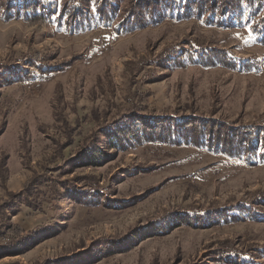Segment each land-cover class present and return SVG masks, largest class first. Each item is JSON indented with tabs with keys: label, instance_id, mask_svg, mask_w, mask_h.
Here are the masks:
<instances>
[{
	"label": "rangeland",
	"instance_id": "obj_1",
	"mask_svg": "<svg viewBox=\"0 0 264 264\" xmlns=\"http://www.w3.org/2000/svg\"><path fill=\"white\" fill-rule=\"evenodd\" d=\"M127 3L113 0L107 20L94 12L93 26L0 14V264H264V214L241 211L264 191V163L185 139L118 142L136 119L258 120L264 0H239L219 20L153 1L141 25L116 31ZM192 45L233 63H179L177 50L202 53ZM36 176L47 181L10 200ZM225 208L237 218L219 217ZM11 225L26 240L8 248ZM224 240L241 255L212 254Z\"/></svg>",
	"mask_w": 264,
	"mask_h": 264
},
{
	"label": "trees",
	"instance_id": "obj_2",
	"mask_svg": "<svg viewBox=\"0 0 264 264\" xmlns=\"http://www.w3.org/2000/svg\"><path fill=\"white\" fill-rule=\"evenodd\" d=\"M121 4L126 0H118ZM128 3L122 15L116 20L115 29L116 31L123 32L124 30H131L137 27V25L142 24V15L144 10L152 6V2H163L164 7L168 8V12L172 13L174 10L179 14L184 16H198L203 15L211 18L210 20H219L222 15L221 10L226 6H229L230 12H235L239 14L241 10V5L239 0H182L183 5L179 7H174L172 5V0H127ZM118 7L113 5V0H70L69 2L59 3L56 0H0V14L3 17L11 18L15 16L25 17L31 22L37 20H46L51 16V12L55 13L58 17L56 18L58 23H62L65 20H74V26H93L92 21H87V19L94 18V12L99 14V18L102 20H107L111 16H115ZM149 12L152 10L149 9ZM162 15H158V19H162ZM193 49L200 50L202 53L194 52L191 50H186L185 53L179 55V50L175 54L177 61L179 63L183 62L185 54H188L187 58H190V62L202 59V63L205 65L213 64L216 62L220 63H233L232 59L226 54L225 51L217 52L213 49L205 48V45L194 47ZM38 56V55H37ZM186 58V59H187ZM36 59V58H35ZM39 61V59H36ZM235 63L240 64L244 68H250L252 63L246 62L244 60H237ZM28 65L31 67L36 66L35 63L28 61ZM42 66V65H41ZM174 115V114H173ZM173 115L165 116L161 119L154 121V117H149L145 121L141 119H136L135 124L140 126L139 130L132 127H127L122 131L121 136L118 137V142L122 143L124 139H129L131 135H134L136 139L142 141L147 138H155L162 142H173L180 139H185V141H191L198 145H207L211 148L225 152L230 156H236L246 160L249 164L257 165L259 163H264V114L260 116L258 120H255L247 124H235L230 125L225 120L219 118H198L197 116L185 117L183 120L185 123L175 124L173 123ZM154 122V123H153ZM133 133V134H132ZM43 176L33 177L26 182L24 189L19 192L11 193L10 200H18L25 193H27L33 186L47 179H43ZM80 178V177H78ZM86 179H90L89 176ZM97 188H92V194L96 192ZM89 192L88 189L85 190V194ZM258 197L255 200L245 201L241 211L248 212L250 217H261L264 214V191H256ZM23 196V197H24ZM24 202L31 207L37 208L40 203H34L32 200L25 197ZM228 208V207H226ZM226 208L219 212V217L227 218L232 216L236 219L237 214L228 215L226 213ZM212 214V212H208ZM5 225H3L4 228ZM25 233L20 226L11 225L10 235L13 236L12 244L7 245L8 248L13 246L22 245L26 237H20ZM20 238V240L17 239ZM230 240H224L219 248L213 251L212 254L219 256L221 258H228L230 256L241 255L239 251H232L230 247ZM9 244V243H8ZM107 245H105L106 247ZM111 246V245H110ZM109 246V247H110ZM108 247V248H109ZM260 250V249H258ZM222 254V255H219ZM261 254L264 256V249L261 250ZM229 255V256H228ZM215 257V256H214Z\"/></svg>",
	"mask_w": 264,
	"mask_h": 264
}]
</instances>
